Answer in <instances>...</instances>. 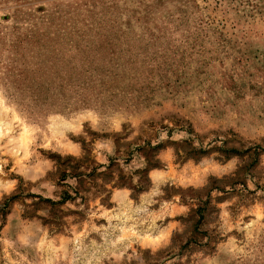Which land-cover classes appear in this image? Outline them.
I'll use <instances>...</instances> for the list:
<instances>
[{
  "label": "rangeland",
  "instance_id": "rangeland-1",
  "mask_svg": "<svg viewBox=\"0 0 264 264\" xmlns=\"http://www.w3.org/2000/svg\"><path fill=\"white\" fill-rule=\"evenodd\" d=\"M10 196L0 264H264V0H0Z\"/></svg>",
  "mask_w": 264,
  "mask_h": 264
},
{
  "label": "trees",
  "instance_id": "trees-1",
  "mask_svg": "<svg viewBox=\"0 0 264 264\" xmlns=\"http://www.w3.org/2000/svg\"><path fill=\"white\" fill-rule=\"evenodd\" d=\"M15 197V196H10V197H6L4 200H3V203H1V206H0V210L1 211H5L7 208H8V204L10 202V200ZM43 200H46V201H49V202H53L51 199H43Z\"/></svg>",
  "mask_w": 264,
  "mask_h": 264
}]
</instances>
